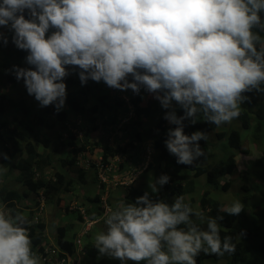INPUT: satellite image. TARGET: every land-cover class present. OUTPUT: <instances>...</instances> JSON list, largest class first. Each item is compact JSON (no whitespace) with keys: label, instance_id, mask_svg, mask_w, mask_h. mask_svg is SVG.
I'll return each mask as SVG.
<instances>
[{"label":"clouds","instance_id":"1","mask_svg":"<svg viewBox=\"0 0 264 264\" xmlns=\"http://www.w3.org/2000/svg\"><path fill=\"white\" fill-rule=\"evenodd\" d=\"M262 12L264 0H0V27H8L14 33L12 43L28 52L26 62L32 67L14 66L13 71L42 108L55 105L59 112L64 107L67 85L63 81L70 75L69 67L79 69L82 85L89 80L103 81L115 93L131 89L139 94L143 88L164 109H170L164 119L176 127L168 131L167 150L178 164L191 166L205 155L199 141L208 136L200 131L186 135L184 121L195 124L204 119L219 127L240 116L241 105L250 100L246 93H264V38L259 35L264 32ZM0 40L8 43L3 33ZM25 94L18 99L7 96L17 103L28 98ZM125 102L133 116L130 98ZM173 102L183 116H177ZM152 154L151 146L145 149V162L139 169L133 167V153L117 156L106 166L99 164L98 179L108 189L113 181L104 169L116 173L112 162L121 161L122 178L128 180L123 186L128 188L148 169ZM0 156L10 159L7 154ZM107 175L111 179L109 172ZM169 180L162 175L149 186L155 193L157 185L164 186ZM108 196L101 198L103 203ZM37 199L25 214L17 211L13 215L5 205L0 208V264H83V239L100 222L106 231L91 242L100 256L121 264H197L201 253L222 257L236 250L232 236L221 238L218 221L224 219L222 215L205 218L202 212L193 211L183 195L170 205L153 201L146 192L96 221L88 219V207L80 208L81 227L75 230L71 225L65 231V240L72 231L67 241L76 235L74 251L69 253L57 243L58 230L55 243H50L47 226L38 217L44 215L47 205H54L45 203L43 196ZM243 210V203L237 200L219 211L238 216ZM30 211L34 213L31 225L45 224L46 242L37 253L32 251L25 226ZM205 219L207 228L203 230L195 221Z\"/></svg>","mask_w":264,"mask_h":264},{"label":"trees","instance_id":"2","mask_svg":"<svg viewBox=\"0 0 264 264\" xmlns=\"http://www.w3.org/2000/svg\"><path fill=\"white\" fill-rule=\"evenodd\" d=\"M25 16L29 18L27 12ZM261 18L264 19V12L261 13ZM0 33H3L8 41L4 44L3 40H0V116H10L9 121L0 124V143L3 142V137L7 138L6 143L0 148L10 158L0 162V167L17 170L19 172L17 180L21 184L19 191L7 187L0 188V199L6 209L12 210L13 215L17 211L25 214L27 207L23 206L24 199L32 195L39 198L43 196L45 203L57 207L61 205L65 195L79 196L78 193L84 191L81 205L90 203L91 208H87L86 215L89 220L96 221L103 216L107 218V215L115 211L121 203H134L136 198L146 192L153 201H164L170 205L175 197L183 195L188 197L190 204L198 203L205 218L222 215L224 219L218 221L221 225V238L232 236V242L236 246L233 254L226 253L222 257L201 253L196 258L197 264H264V93L256 91L246 93L245 95L252 99L255 95H263V99H255V102L249 104L253 109L248 108L245 102L241 105V114L238 118L219 127L204 119H198L195 124L185 120L186 135L190 136L200 131L205 133L208 139L199 141L204 156L191 166L181 165L165 145L169 129H174L176 125L170 124L164 116L157 117L159 109L156 103L145 104L146 95L142 88L139 94L130 95L134 113L131 122L126 125L131 128L128 130L129 140L125 141L126 145L125 142L119 143L118 139L111 143L109 134L104 136L103 140L94 141L92 133L99 134L103 127L98 125L100 116L114 112L112 117L114 120L119 112L126 113L130 108L123 99L113 100L110 93L97 94V88L104 90L97 82L89 80L86 85H82L78 76L79 69L73 71L72 67H69L68 70L74 75L66 77L63 81L67 85L65 107L75 118L84 117L93 129L84 132V139L79 145L77 135L65 127L69 140L64 144L60 141L64 134L58 127L63 122L57 118L55 105L42 108L35 98L27 93L23 80L18 81L15 78L14 66L32 67L26 62L28 52L19 50L12 43L14 33L8 27H0ZM259 35L264 38V32H260ZM19 85L24 86L29 98H21L16 103L8 98L6 91L13 90ZM93 94L97 98L96 105L90 104ZM112 102L116 107H112ZM176 114L184 115L179 105ZM52 141H57L55 146L52 145ZM149 146L153 154L148 169L120 196L115 198L108 196L106 203H103L100 193L92 197L90 183L99 185L97 188L102 190L106 188L98 179L99 164L106 166L117 156L129 157L128 154L133 153L136 154L132 158L135 165L133 167L142 168L145 162L142 154ZM94 150L95 153L98 152V157L102 155V159H97V165L95 162L89 163L88 168L89 160L86 161L84 158L88 157L89 151ZM62 151H66L65 157L56 158L55 156ZM243 156H252V159L241 167L239 158ZM112 163L117 166L114 172L125 170L121 161ZM150 171L155 172V175L147 174ZM162 175H167L170 180L164 186L157 185L159 190L153 193L149 185L155 183ZM201 179L204 181L202 188ZM255 186L259 189H254ZM108 189L112 194L113 188ZM231 191L233 197L227 202L225 195ZM237 200L244 205V210L238 216L219 211ZM106 207L109 209L108 213ZM78 214L79 219L83 220L81 212ZM25 217L29 222L25 226L32 240V251L37 253V250H43L42 245L46 242L45 224L31 225L30 222L34 218L32 211ZM195 223L206 230V219ZM70 228L71 226L57 229L60 234L57 243L69 253H73L76 235L69 241L64 238L65 231ZM83 252L85 253L83 264H121L118 260L100 256L94 242L86 244ZM125 264L134 262L126 261ZM140 264L147 262L142 261Z\"/></svg>","mask_w":264,"mask_h":264},{"label":"rangeland","instance_id":"3","mask_svg":"<svg viewBox=\"0 0 264 264\" xmlns=\"http://www.w3.org/2000/svg\"><path fill=\"white\" fill-rule=\"evenodd\" d=\"M51 34V32H50ZM49 34V35H50ZM70 75L69 76H73V72L71 70H68ZM130 82H132V78L129 80ZM100 86L99 87H103L104 90L101 91L100 90H97L96 89V92L97 94H102V95H105L104 93H110L111 97L113 100L115 101H118V100H121L123 99L125 101V99H129L130 98V95L133 94L134 92L129 89L127 91H122V92H118V93H115V92H112V88L110 87H107V85L101 81L98 83ZM143 90V93L146 95V101H145V104H151V103H156L158 105V116H164L167 114L168 111H170V109H164L161 105V103L156 100L154 98V94H150L148 93L146 90ZM8 93L9 96L13 97V98H20L22 96H24L23 94L24 93V90L22 88L21 85H19L18 87L14 88L13 90L11 89H8L6 91ZM26 95V94H25ZM29 98V97H28ZM27 98V99H28ZM263 99V95H255L253 96V99L250 98L249 101H246V105L248 108H251L253 109L251 106L252 105H249V104H252L253 102H255L254 100H259V99ZM97 102V98L96 96L93 94V96H91L90 98V104L91 105H96L95 103ZM109 104V103H107ZM244 104V103H243ZM242 104V105H243ZM260 105V104H259ZM66 105H64V107L59 111L57 112L58 113V116L57 118L62 121L63 123H61L58 127L62 130L63 134H64V137L60 140L62 143L64 144H67L68 143V140H69V134L68 132L65 130V127H67V129L74 133L75 135H77L78 137V144L81 145L83 139H84V132L85 131H89L90 129L92 130L93 126L91 124L88 123V121L84 118V117H80V118H75L74 116H72L70 114V112L67 110V108L65 107ZM112 107H116L115 103L112 102ZM123 108H125V106H123ZM173 108H175V110H177L178 108V105L175 104V102H173ZM57 111V110H56ZM114 115V112H111V114L109 113H105L103 114V117H99V121H98V125H103L102 129L100 130V133L98 134L97 132H93L91 137L93 138V140L95 141H98V140H103L104 139V136L106 137L108 134L110 135V141L111 143H113L115 141V139L119 140V143L123 144L126 140L128 141L129 140V134H128V130L131 129V128H128L126 125L128 123H130V119L132 117V115L130 114L129 110H127L126 113L124 112H119L118 116L112 120V117ZM9 121L10 120V116H0V124L3 122V121ZM105 122V124H104ZM107 123V124H106ZM94 131V130H93ZM102 135V136H101ZM3 142L0 143V147L2 144H5L6 141H7V138L6 137H3ZM57 141H52V145L55 146ZM66 146V145H65ZM53 151V150H52ZM0 153H4V151L0 148ZM98 152L95 153V150L92 152V151H89L88 153V157L87 158H84V159H87L86 161H88V168H89V163H96L97 165V159H98ZM65 154H66V151H62L60 153H58L55 157L56 158H63L65 157ZM17 159V156L15 157ZM0 159L4 160L2 158V156H0ZM252 159V156H243V157H240L239 158V162H240V165L241 167L245 164H248L250 162V160ZM125 161L126 163H128L127 160H123ZM1 162V160H0ZM105 171V174L108 178V180L113 181V184H111V186L109 187L110 190L111 188H113L111 191H112V194H110L108 191L109 189H107V186L105 189L102 190L97 188V184H93V183H90L91 187H89L91 190V195L92 197L95 196L97 193H100L101 196L103 197L102 199L105 200L106 199V193H109V196L115 198V197H118L120 196L126 189V186H123V183H127L128 180L127 178H122V173H124L123 170H120L116 173H113L111 172L112 169L110 168H106L104 169ZM109 172L110 176H111V179H109L107 173ZM18 175H19V172L15 169H11V168H4V167H0V188L1 187H7V188H11V189H14V190H21V184L18 182ZM73 177L76 178V176L74 174H71ZM112 177V176H114ZM229 179V178H228ZM203 179L200 180V185H201V188L203 187ZM254 189H259L257 186L254 187ZM256 193H257V190H255ZM22 192V191H21ZM78 193V192H77ZM79 196H76L75 194H67L65 195V197L63 198V201L61 203L60 206H49L47 205L46 208H45V211L43 212V216L42 215H39L38 217L41 218L40 221H44V223L46 224L47 226V235L49 237V240H50V243H55V238H56V233H57V229L59 227H69L72 225V229H79L81 227V222L78 221V218H77V213L78 211L80 210V208H83V209H86L87 207H91L90 203L89 202H86L87 205L85 206H82L81 203L83 202V196H84V191H81L80 193H78ZM34 197L28 199L27 201L23 202V206L24 207H27V208H30V207H34L35 206V203L38 201L37 199V196L33 195ZM233 195H232V191L231 193H226L225 195V200L228 202V199L229 201L232 199ZM185 199H187V201L189 202L188 200V197H185ZM197 204V203H196ZM194 205L192 204V209L193 211H200L198 209V206L197 205ZM3 208L5 209L4 205L2 204V202L0 201V208ZM195 207L197 210H195ZM192 219L193 220H197L195 215L192 216ZM103 223L100 222L98 223L97 225H95V227L88 233L87 236L84 237L83 239V242H82V246L90 243L93 239V237L100 233V232H104L106 231L102 225ZM105 226V225H104ZM106 227V226H105ZM89 229V228H88ZM84 231H88L85 227ZM69 236L71 237L72 236V231L69 232V235L66 236V239L68 240ZM94 240V239H93ZM81 256V255H80Z\"/></svg>","mask_w":264,"mask_h":264}]
</instances>
